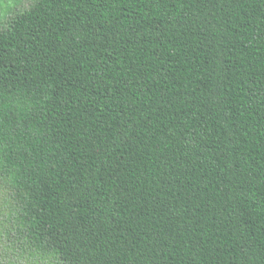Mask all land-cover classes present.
I'll use <instances>...</instances> for the list:
<instances>
[{
    "label": "trees",
    "instance_id": "16d2710c",
    "mask_svg": "<svg viewBox=\"0 0 264 264\" xmlns=\"http://www.w3.org/2000/svg\"><path fill=\"white\" fill-rule=\"evenodd\" d=\"M3 262L264 264V0L0 21Z\"/></svg>",
    "mask_w": 264,
    "mask_h": 264
},
{
    "label": "rangeland",
    "instance_id": "374dc122",
    "mask_svg": "<svg viewBox=\"0 0 264 264\" xmlns=\"http://www.w3.org/2000/svg\"><path fill=\"white\" fill-rule=\"evenodd\" d=\"M34 0H0V21H4L11 14V10L26 7ZM2 264H16L3 262Z\"/></svg>",
    "mask_w": 264,
    "mask_h": 264
}]
</instances>
